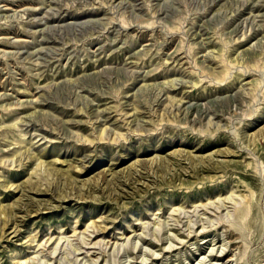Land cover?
<instances>
[{
  "label": "rangeland",
  "instance_id": "obj_1",
  "mask_svg": "<svg viewBox=\"0 0 264 264\" xmlns=\"http://www.w3.org/2000/svg\"><path fill=\"white\" fill-rule=\"evenodd\" d=\"M22 261L264 264V0H0Z\"/></svg>",
  "mask_w": 264,
  "mask_h": 264
},
{
  "label": "bare ground",
  "instance_id": "obj_2",
  "mask_svg": "<svg viewBox=\"0 0 264 264\" xmlns=\"http://www.w3.org/2000/svg\"><path fill=\"white\" fill-rule=\"evenodd\" d=\"M228 197H229V196H228ZM229 198H231V197H229ZM234 199H235V198H234ZM231 200H232V199H231ZM244 211H245V209H244V207H242L241 210H240V213H243ZM251 223H252V220H250L248 224L251 225ZM237 238H238V237H237ZM228 253H229V252H228ZM229 258H230V257H229ZM231 259H232V258H231ZM22 264H24V261H22Z\"/></svg>",
  "mask_w": 264,
  "mask_h": 264
}]
</instances>
